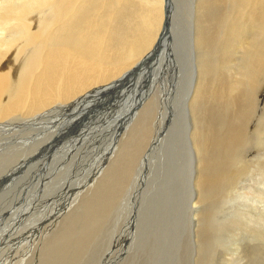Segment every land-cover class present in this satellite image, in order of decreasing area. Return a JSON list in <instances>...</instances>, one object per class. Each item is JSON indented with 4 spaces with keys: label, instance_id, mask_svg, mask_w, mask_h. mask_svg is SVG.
<instances>
[{
    "label": "rangeland",
    "instance_id": "rangeland-1",
    "mask_svg": "<svg viewBox=\"0 0 264 264\" xmlns=\"http://www.w3.org/2000/svg\"><path fill=\"white\" fill-rule=\"evenodd\" d=\"M169 1L158 55L0 134V264L223 263L231 204L200 180L222 176L229 145L264 127V67L245 83L250 42L264 58V38L230 0ZM221 82L237 91L215 99Z\"/></svg>",
    "mask_w": 264,
    "mask_h": 264
},
{
    "label": "bare ground",
    "instance_id": "bare-ground-1",
    "mask_svg": "<svg viewBox=\"0 0 264 264\" xmlns=\"http://www.w3.org/2000/svg\"><path fill=\"white\" fill-rule=\"evenodd\" d=\"M203 1L204 11L212 5L228 3ZM230 1L237 10L243 6L247 11L248 23L244 27L253 30L254 38H264V1ZM168 6L169 0H0V134L13 120H24L26 124L41 115L43 118L46 114L43 111L54 105L66 107L86 93L93 94L97 85L114 81L125 69L127 72L143 58L147 61L153 57L151 52H157L161 43L160 39L156 45L157 36L161 29L168 27ZM239 23L234 27H241ZM199 37L207 42L209 34L204 31ZM250 43L256 62L245 65L248 69L245 83L249 86L256 82L264 67V58L258 59L256 46ZM231 85L221 82L213 97L221 99L235 89ZM92 101L93 105L101 104L98 100ZM257 128L253 133L244 130L240 141L229 145L224 154L222 176L206 178V175L200 180V183L221 187L209 194L212 199L215 195L220 194L219 199L222 196L221 210L231 204L224 210L228 211L222 229L226 238L219 240L223 248L222 264H264L250 256L264 252V127L257 125ZM15 164H18L16 160Z\"/></svg>",
    "mask_w": 264,
    "mask_h": 264
},
{
    "label": "water",
    "instance_id": "water-1",
    "mask_svg": "<svg viewBox=\"0 0 264 264\" xmlns=\"http://www.w3.org/2000/svg\"><path fill=\"white\" fill-rule=\"evenodd\" d=\"M161 47H163V46H161ZM165 47H166V46H165ZM165 47H163L162 49L158 50V52H156V55H158V54L160 53L161 50H164Z\"/></svg>",
    "mask_w": 264,
    "mask_h": 264
}]
</instances>
